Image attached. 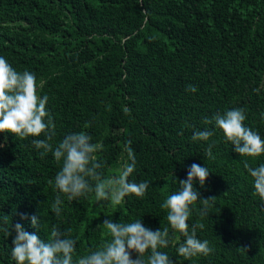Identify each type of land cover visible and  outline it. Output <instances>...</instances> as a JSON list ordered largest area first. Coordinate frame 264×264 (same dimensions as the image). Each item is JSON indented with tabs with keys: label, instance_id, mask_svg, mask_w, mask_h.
<instances>
[{
	"label": "trees",
	"instance_id": "trees-1",
	"mask_svg": "<svg viewBox=\"0 0 264 264\" xmlns=\"http://www.w3.org/2000/svg\"><path fill=\"white\" fill-rule=\"evenodd\" d=\"M0 55L42 83L56 124L53 143L86 131L102 144L95 155L102 175L111 177L119 175L130 141L137 160L131 178L150 181L144 197L130 194L119 205L93 193L64 197L56 217L60 165L31 143L43 134L21 139L0 132V264H15L14 233L7 237L5 229L21 223L37 232L23 217L42 219L41 239L52 225L71 229L74 258L110 239L108 217L142 218L153 230L168 226L161 204L193 163L211 172L203 187L194 185L200 198H216L204 217L197 202L188 223L214 250L179 256L184 237L170 228L171 242L161 251L173 264H264V200L254 195L242 163L256 166L264 156H239L219 131L208 142L191 139L194 130L213 127L205 118L231 108L245 109L244 123L264 137V0H0Z\"/></svg>",
	"mask_w": 264,
	"mask_h": 264
},
{
	"label": "clouds",
	"instance_id": "clouds-1",
	"mask_svg": "<svg viewBox=\"0 0 264 264\" xmlns=\"http://www.w3.org/2000/svg\"><path fill=\"white\" fill-rule=\"evenodd\" d=\"M41 87L42 83L34 72L18 71L5 56L0 55V132L11 133L21 139L43 134V139H33L31 143L41 150L42 157L51 153L60 165L53 181L57 191L51 205L54 215L61 216L64 197L72 201L93 193L95 199L111 201L113 205L121 204L130 194L144 197L150 181L137 182L131 178L136 171L137 160L130 141L126 146L127 159L122 163L119 175L111 177L102 175L103 161L95 155L102 149V144L93 143L86 131L68 132L58 142H52L57 136L56 124L47 107L49 97L41 95ZM188 91L195 92L196 88L189 86ZM260 118L264 120V113ZM246 119L245 109H228L222 114L205 118V123L213 127L194 130L191 139L193 142H208L219 131L239 156L262 157L264 137L247 126L244 123ZM214 146V140L208 144L207 157L214 158ZM242 163L251 178L254 195L264 200V162L256 166L250 165L248 160ZM210 173L205 164L193 163L187 169L186 179L177 181L174 176L179 186L161 204V208L167 210L168 226L153 230L145 226L142 218L114 222L108 217L103 225L110 239L78 258H74L77 240L71 235V229L61 230L58 225H52L48 238L41 239L37 232L42 226V219L37 215L23 217L30 219L37 232L26 231L21 223L5 229L7 237L14 233L11 258L15 264H173L169 254L161 251L171 242L170 228L184 237L176 246L179 256L186 259L208 256L214 250L210 241L199 238L197 225L193 224L190 228L188 221L197 202L200 205L199 214L204 217L211 207L210 202L216 198L201 199L200 192L194 187L195 184L203 187ZM3 223H7V216L3 218ZM198 227L203 228L204 225Z\"/></svg>",
	"mask_w": 264,
	"mask_h": 264
}]
</instances>
